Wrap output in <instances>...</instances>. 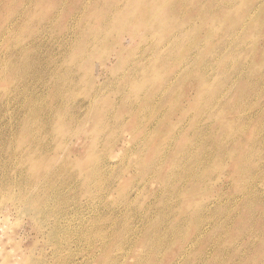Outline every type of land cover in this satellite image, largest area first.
<instances>
[{
    "label": "rangeland",
    "instance_id": "374dc122",
    "mask_svg": "<svg viewBox=\"0 0 264 264\" xmlns=\"http://www.w3.org/2000/svg\"><path fill=\"white\" fill-rule=\"evenodd\" d=\"M0 264H264V0H0Z\"/></svg>",
    "mask_w": 264,
    "mask_h": 264
},
{
    "label": "bare ground",
    "instance_id": "6f19581e",
    "mask_svg": "<svg viewBox=\"0 0 264 264\" xmlns=\"http://www.w3.org/2000/svg\"><path fill=\"white\" fill-rule=\"evenodd\" d=\"M128 15H129V14H128ZM128 18H129V17H128ZM130 24H131V23H130ZM124 27H125V26H124ZM120 30H121V29H120ZM108 31H109V30H108ZM120 32H121V31H120ZM115 33H116V32H115ZM120 34H121V33H120ZM122 34H123V33H122ZM168 36H169V35H168ZM202 68H203V67H202ZM167 74H168V73H167ZM126 80H127V79H126ZM147 97H148V96H146V98H145L146 100L148 99ZM143 98H144V96H143ZM145 99H144V100H145ZM144 102H145V101H144ZM132 112H133V111H132ZM100 117H101V116H100ZM146 132H147V131H146ZM148 132H149V131H148ZM148 132H147V134H148ZM147 134H145V136H146ZM167 171H168V170H167ZM186 174H188V173H186ZM196 232H197V231H196ZM188 236H189V234H188ZM182 237H183V234H182L181 238H182ZM185 237H186V236H185ZM179 238H180V237H179ZM178 241H179V240H178ZM185 241H186V240H185ZM147 242H148V241H147ZM145 243H146V242H145Z\"/></svg>",
    "mask_w": 264,
    "mask_h": 264
}]
</instances>
